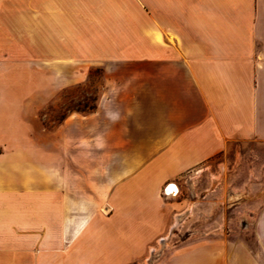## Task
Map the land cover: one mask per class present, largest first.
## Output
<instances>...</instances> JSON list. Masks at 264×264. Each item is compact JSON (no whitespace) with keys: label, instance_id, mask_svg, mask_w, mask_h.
<instances>
[{"label":"crops","instance_id":"0c3cea01","mask_svg":"<svg viewBox=\"0 0 264 264\" xmlns=\"http://www.w3.org/2000/svg\"><path fill=\"white\" fill-rule=\"evenodd\" d=\"M94 86L93 107L45 125L55 97ZM250 140L264 0H0V264H145L188 174ZM259 250L200 241L150 264H264Z\"/></svg>","mask_w":264,"mask_h":264},{"label":"rangeland","instance_id":"374dc122","mask_svg":"<svg viewBox=\"0 0 264 264\" xmlns=\"http://www.w3.org/2000/svg\"><path fill=\"white\" fill-rule=\"evenodd\" d=\"M96 96V86L70 88L42 108L40 115L45 125L52 128L70 111L93 107ZM184 190L186 207L173 216L168 231L170 239L160 238L154 246L156 250L146 256L145 264L166 257L180 245L200 241L240 244L261 257L264 141L234 142L223 154L191 171Z\"/></svg>","mask_w":264,"mask_h":264},{"label":"bare ground","instance_id":"6f19581e","mask_svg":"<svg viewBox=\"0 0 264 264\" xmlns=\"http://www.w3.org/2000/svg\"><path fill=\"white\" fill-rule=\"evenodd\" d=\"M177 192H178V187H177V185L174 184V183H170L167 193H169V194L172 196V195L177 194ZM175 222H176V221H175ZM176 224H177V222L175 223V225H176ZM161 239H162V240H165V241H168V240L170 239V234H169V233L166 234V235L163 236ZM162 243H163V242H162ZM162 243H161V244H162ZM162 245H163V244H162ZM153 250H156V249H155L154 247H151L150 251H153Z\"/></svg>","mask_w":264,"mask_h":264},{"label":"built area","instance_id":"2783aa9c","mask_svg":"<svg viewBox=\"0 0 264 264\" xmlns=\"http://www.w3.org/2000/svg\"><path fill=\"white\" fill-rule=\"evenodd\" d=\"M168 186H169V184L166 186V188H165V190H164V194H166V195L169 194V193H167V191H166Z\"/></svg>","mask_w":264,"mask_h":264}]
</instances>
